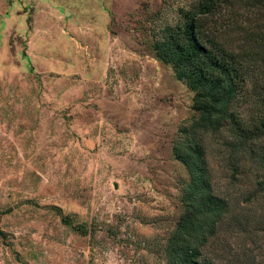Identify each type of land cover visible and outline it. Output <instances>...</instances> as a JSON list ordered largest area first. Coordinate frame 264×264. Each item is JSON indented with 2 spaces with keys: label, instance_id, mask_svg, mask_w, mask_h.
Masks as SVG:
<instances>
[{
  "label": "rangeland",
  "instance_id": "374dc122",
  "mask_svg": "<svg viewBox=\"0 0 264 264\" xmlns=\"http://www.w3.org/2000/svg\"><path fill=\"white\" fill-rule=\"evenodd\" d=\"M193 2L0 0V264H165L188 178L173 146L195 116L151 43ZM249 76L264 94V67ZM201 135L231 204L205 254L264 264V164L235 170L221 135Z\"/></svg>",
  "mask_w": 264,
  "mask_h": 264
},
{
  "label": "trees",
  "instance_id": "16d2710c",
  "mask_svg": "<svg viewBox=\"0 0 264 264\" xmlns=\"http://www.w3.org/2000/svg\"><path fill=\"white\" fill-rule=\"evenodd\" d=\"M178 12L173 23L152 34L151 43L156 59L193 94L195 116L173 146L188 178L181 189V213L162 243V255L165 264H223L222 256L205 252L211 241L220 240L231 204L214 191L201 134L221 135L230 158H236L235 170L247 155L264 164V149L262 156L258 152L264 144V94L255 85L250 88L249 76L252 67H264V0H194ZM218 16L224 21H209ZM59 215L75 231L87 232V225L78 228L71 217Z\"/></svg>",
  "mask_w": 264,
  "mask_h": 264
}]
</instances>
